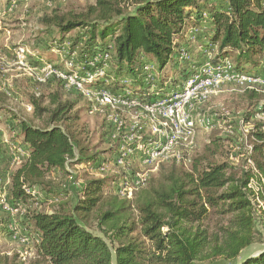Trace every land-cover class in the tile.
<instances>
[{
  "label": "trees",
  "instance_id": "16d2710c",
  "mask_svg": "<svg viewBox=\"0 0 264 264\" xmlns=\"http://www.w3.org/2000/svg\"><path fill=\"white\" fill-rule=\"evenodd\" d=\"M201 11L209 22L205 47L217 52L215 60L227 59L237 72L264 70V0H93L79 13H54L42 23L61 37L79 30L69 40L70 51L79 49V58L97 50L108 53L113 75L108 87L117 88L121 74L137 81L141 58L156 59L162 71L185 45L184 33ZM61 37L54 42L60 44ZM52 82L45 104L42 95L30 99L38 125L5 121L27 148L19 166L9 170L7 148L0 144V169L10 179L7 200L10 195L9 203L18 212L25 210L15 224L30 238L37 236V243L31 241L32 264H264V250L241 258L258 241L256 203L244 191L248 171L237 173L233 165L205 155L210 146L224 143L219 137L204 148L205 154L192 155L187 168L161 165L160 178L130 200L107 191L110 178H99L84 183L73 206L62 202L41 210L38 204L57 198L52 172L68 174L69 163L89 164L98 157L82 147L83 127L72 114L75 103L63 99L61 82ZM242 98L255 106L242 116L245 123L257 107L264 114V94L244 92ZM261 127L254 122L248 134V159L264 178ZM25 188H36L40 198L32 199ZM24 263L17 255L0 256V264Z\"/></svg>",
  "mask_w": 264,
  "mask_h": 264
},
{
  "label": "built area",
  "instance_id": "2783aa9c",
  "mask_svg": "<svg viewBox=\"0 0 264 264\" xmlns=\"http://www.w3.org/2000/svg\"><path fill=\"white\" fill-rule=\"evenodd\" d=\"M16 2L17 0H8V9H13ZM46 5L50 6L48 2ZM207 23L208 14L201 11L198 20L184 33L186 45L172 57L178 67L184 70L180 86L163 77L162 87H159L157 70L152 61L141 58L138 78L143 77L141 84L144 87L138 81L121 77L120 86L110 88L108 86L113 75L109 72V54L97 50L88 57L79 58L77 50L70 52L67 40L60 44L53 43L58 54L67 59L64 68L48 62H34L29 57L28 48L20 43L13 48L11 66L18 72L15 78L22 71L34 85L61 82L65 92L75 94L84 103L88 116L101 121L107 152L89 164H82V169L97 178H110L109 192L130 200L137 190L147 185L161 165L174 164L187 168L199 135L221 129L218 125L220 116L206 108V104L222 93L224 87H234V90L242 93L264 94V70L258 73L237 72L227 59L215 60L217 52L205 47L210 35ZM204 31H207L206 34H203ZM108 49H112L111 45H108ZM3 62L4 59L0 56V68L3 67ZM1 69L0 92L7 98L16 99L17 93L10 82L14 77L2 80L4 69ZM108 72L109 77L106 76ZM34 95L38 96L39 93L35 92ZM25 109L32 112V104H26ZM222 116L223 134L234 139L233 151L238 150V143L248 141L254 122L262 123L261 130L264 132V114L259 112V107L254 110L247 123L228 113ZM1 125L0 144L7 148L11 170L23 161L27 148L16 137L15 131L10 132V138L17 140L3 139ZM5 126L10 127L8 123ZM247 148L246 171L249 172V178L244 191L253 202L261 205L264 203V178L248 159L251 147ZM68 178V188L72 191L77 192L83 187L81 180ZM9 181V174H3L0 169V205H5L7 200ZM25 191L34 200L41 196L36 188H25ZM14 211L17 210L14 208ZM19 213L24 216L25 210ZM13 236L17 238L18 231L15 230ZM31 236L32 238L21 232L20 239L26 243H37V236ZM28 254V250L18 253L19 261L26 262Z\"/></svg>",
  "mask_w": 264,
  "mask_h": 264
},
{
  "label": "rangeland",
  "instance_id": "374dc122",
  "mask_svg": "<svg viewBox=\"0 0 264 264\" xmlns=\"http://www.w3.org/2000/svg\"><path fill=\"white\" fill-rule=\"evenodd\" d=\"M216 1V0H215ZM8 0H0V56L3 57V68L4 74L2 80H6L13 76L14 78L10 81L13 86V89L16 91V99H10L2 95L0 92V121L2 128V138L9 139L11 141L17 140L16 138H10V132L12 131L9 128H6L5 121H11L14 123V126L17 125L19 121H27L33 125H38V122L33 121L32 112H28L25 109V105L30 102L31 97L35 92L42 95L44 98V104L48 100V94L50 90L54 89V82H50L45 85H34L26 76L21 75L18 78H15L17 71L12 69V51L13 48L18 44L26 46L29 50V57L36 63L48 62L60 68L66 67L67 59L61 57L58 54L57 50L54 49L53 43L57 41L59 43L60 35L54 27H47L42 23L43 17L51 16L56 13L57 15H65L68 13H79L85 9L88 4L93 3V0H17L16 5L13 9H8L7 5ZM49 3L50 6H47L46 3ZM217 3V2H216ZM209 26V22L207 23ZM75 32H71L65 37H61L63 40H70ZM207 31H204L203 34H206ZM202 34V35H203ZM209 37V36H208ZM61 43V42H60ZM70 43V42H69ZM186 45V42L184 43ZM70 49V46H69ZM79 49L77 50L78 53ZM71 52V51H70ZM69 53V51H68ZM76 53V54H77ZM68 55V54H67ZM78 55V54H77ZM67 57V56H66ZM76 55L73 57L75 58ZM152 61L157 72V82H159V87H162L161 80L171 79L176 85L181 84L184 79V70L178 67V64L174 60L171 61L164 67L162 71H159L158 63L156 59H149ZM0 68V71L2 70ZM6 70V71H5ZM249 73H253L249 71ZM121 77H126L124 74H121ZM141 79L137 78L138 83L143 82V77ZM129 80H135L134 77H127ZM144 87V84H141ZM234 87H224L223 92L219 95L214 96L206 104L211 112H216L219 118V127L214 131L209 133H202L199 135L196 148L194 149L192 155L205 154L204 148L210 146V142L213 138H222L224 143L221 142L219 148H214L210 146V151L206 152L205 155L210 157L211 160L217 162H226L234 166L236 172L239 173L241 170L247 169V150H248V141L246 143H238V150L233 151L234 148V139L232 137H227L223 134L222 131V120L224 119L222 115L225 113L232 115V117L244 116L246 113L252 112L255 108L250 105L249 102L245 101L242 98L243 93L238 90H234ZM63 99H67L75 103V108L72 114L76 113L79 117V127H83L82 135L80 139L82 140V147L88 150V155H102L107 152V144L104 137V132L102 130V123L99 119L90 117L85 112L84 103L79 99L78 96L72 93H67L62 90ZM38 95V96H39ZM250 112V113H251ZM15 130V127L14 129ZM215 152V155L212 157V152ZM233 154V157H231ZM191 155V156H192ZM170 164H163L164 168H168ZM160 166L156 173L153 174L151 179L148 182V186L155 183V181L160 178ZM67 173L65 172H52L50 174V180L53 184V188L57 194L56 201L53 202H42L38 204L41 210L49 211L52 208H57L59 203L67 202L69 206H73L78 199L80 198V193L72 191L71 188H68V184L71 177L75 181L81 180V183H84L91 179H99L94 174L86 172L85 169H82V164L67 165ZM108 178V177H105ZM66 185V186H65ZM146 185V186H147ZM64 188L62 189V187ZM110 183H107V191H109ZM67 188V189H66ZM67 190V191H66ZM71 193V194H69ZM9 201H11V196L9 195ZM65 199V200H64ZM9 201L6 200L8 203ZM5 205H0V256L8 255L13 257L14 255L18 256V253H22L28 250L29 256H27L26 262L24 264H32L35 261V247L31 242H22L20 239L21 231L16 227L15 223L21 221L20 213L14 211V207L10 203ZM30 205V203H28ZM32 205V204H31ZM32 206H27L30 211L34 209ZM30 207V208H29ZM255 220L257 223L258 230V241L252 245L250 248L243 252L241 258L246 256H256L260 251L264 250V203L257 205L255 207ZM93 223V227H94ZM29 227V226H27ZM28 229V228H27ZM18 231V237L14 238V232ZM94 233L99 232L95 229ZM12 233L11 235L7 232ZM29 231H33L32 228ZM201 264H225L224 262H204Z\"/></svg>",
  "mask_w": 264,
  "mask_h": 264
}]
</instances>
